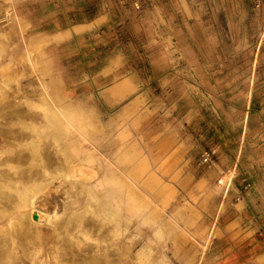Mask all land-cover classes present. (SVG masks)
<instances>
[{
	"label": "rangeland",
	"instance_id": "rangeland-1",
	"mask_svg": "<svg viewBox=\"0 0 264 264\" xmlns=\"http://www.w3.org/2000/svg\"><path fill=\"white\" fill-rule=\"evenodd\" d=\"M0 82V264H231L251 236L264 264V0H0ZM129 147L154 220L118 180Z\"/></svg>",
	"mask_w": 264,
	"mask_h": 264
},
{
	"label": "bare ground",
	"instance_id": "bare-ground-1",
	"mask_svg": "<svg viewBox=\"0 0 264 264\" xmlns=\"http://www.w3.org/2000/svg\"><path fill=\"white\" fill-rule=\"evenodd\" d=\"M90 26H91V24H80V25L73 26L71 29L59 30L56 33L52 34L51 36L42 34L39 39L33 41V44H32L33 45V49H34V51H39L51 39H53V40H61V39L65 38V37H67L69 35L72 36V32L77 34V33H80L81 31L83 32V30H86ZM115 61L116 60H114V62ZM33 68H34V66H33ZM107 69H109V68H107ZM45 71H48V69H45ZM17 80H19V79H17ZM46 87H47V85H46ZM46 87H45V89H46ZM134 89H135V86H134L131 78L126 76V77L118 80L117 82L113 83L108 88H105L104 90H102L101 94L108 101V103H110V102L112 103L115 99H118V98L122 97L125 93L126 94L129 93V92L132 93L133 91H135ZM141 101H142L141 96H137L135 98V100L133 101V105H132V107H134L133 109H135V106H138L141 103ZM45 111L47 112L49 118L53 119V118L57 117L56 113L53 112L50 108H45ZM61 114H62V116H66L67 112L64 109H61ZM135 114H136V112H135ZM66 120H67V118H66ZM94 127L97 128L96 125H94ZM33 151H34L35 154L38 155L37 147H34ZM140 158H142V157H140V156H139V158L135 157L134 154H133L132 148L129 147L127 149L126 153L124 155L120 156V158H119V162L118 163H120V165L122 166L121 168H122V172H123L124 175L119 176L118 180H119V182H121V184H124L128 194L130 195L131 198H133V201H135V203L138 205L137 208H139L140 210H142V209L143 210L152 209V208L149 207L150 203H151V201L149 200L150 199L149 198L150 197L149 194H151L152 190H154V189H156L158 187L159 179L157 177L158 175L156 176V174L151 169H149L147 160L145 158H142V159H140ZM95 171L93 170V168L91 169V167L89 168V167H87V166H85L83 164H80V163H77V162L74 163V164H71L70 161H67L66 168L62 172L58 173V175L61 174V178L62 179L64 178V179H67V180H80L82 182H85L86 180H89V179L92 180V178H94V176L96 175ZM56 175L57 174H55L53 176L52 175L50 176L47 171H44V176H46V178L48 176H50L51 178H54V177H56ZM64 183H65V181H64ZM84 184L86 185V183H84ZM138 187H140L143 191L148 193L146 195L149 196V197L147 198L146 195L142 194L138 190ZM87 189H88V187H87ZM88 191L92 192V190H90V189ZM160 192H161V190L158 191L157 194H159ZM135 203H134V206H135ZM101 212H102V210H101ZM148 214H147L148 217H150L151 219L154 220V219L158 218L161 215V211H160V209L155 208V209H152ZM37 217H38V221H41L43 219V214L40 213ZM115 217H117V216H115ZM44 218H46V217L44 216ZM121 229H123V228H121ZM162 231H167L169 233V235L171 236V243L173 244V246L176 249L181 250V252H185L186 251V249H185L186 239H185V236L182 233L177 232V231H171L170 230V225L168 223H164L162 225ZM161 233H163V232H161Z\"/></svg>",
	"mask_w": 264,
	"mask_h": 264
},
{
	"label": "crops",
	"instance_id": "crops-1",
	"mask_svg": "<svg viewBox=\"0 0 264 264\" xmlns=\"http://www.w3.org/2000/svg\"><path fill=\"white\" fill-rule=\"evenodd\" d=\"M246 224H251V221L246 217ZM258 237H248L243 241L240 248L238 249V254L233 257V262L231 264H258L255 259L262 254L258 251L259 249ZM246 244V245H244ZM236 259V260H235ZM235 260V261H234Z\"/></svg>",
	"mask_w": 264,
	"mask_h": 264
},
{
	"label": "water",
	"instance_id": "water-1",
	"mask_svg": "<svg viewBox=\"0 0 264 264\" xmlns=\"http://www.w3.org/2000/svg\"><path fill=\"white\" fill-rule=\"evenodd\" d=\"M35 218H37V217H35Z\"/></svg>",
	"mask_w": 264,
	"mask_h": 264
}]
</instances>
